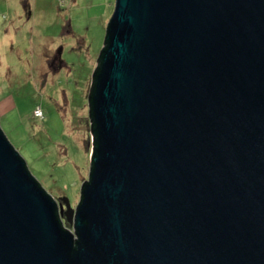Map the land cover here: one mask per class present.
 <instances>
[{"label":"water","instance_id":"95a60500","mask_svg":"<svg viewBox=\"0 0 264 264\" xmlns=\"http://www.w3.org/2000/svg\"><path fill=\"white\" fill-rule=\"evenodd\" d=\"M92 84L74 209L0 128V264H264V0H115Z\"/></svg>","mask_w":264,"mask_h":264},{"label":"rangeland","instance_id":"374dc122","mask_svg":"<svg viewBox=\"0 0 264 264\" xmlns=\"http://www.w3.org/2000/svg\"><path fill=\"white\" fill-rule=\"evenodd\" d=\"M114 4L0 0V128L41 187L72 208L88 178L89 93Z\"/></svg>","mask_w":264,"mask_h":264},{"label":"trees","instance_id":"16d2710c","mask_svg":"<svg viewBox=\"0 0 264 264\" xmlns=\"http://www.w3.org/2000/svg\"><path fill=\"white\" fill-rule=\"evenodd\" d=\"M104 49H105V47H104ZM93 91H94V86H93V84H91V89H90V93H89V134H88L89 137L86 140L88 156L91 154V148H92V145H95L96 136H97L96 135L95 124H94L93 118H92L91 101H90V98H91V96L93 94ZM90 160H91V158L89 156V164H90ZM88 180H89V169H88V178L83 183L84 184L87 183ZM53 198H55V197H53Z\"/></svg>","mask_w":264,"mask_h":264},{"label":"built area","instance_id":"2783aa9c","mask_svg":"<svg viewBox=\"0 0 264 264\" xmlns=\"http://www.w3.org/2000/svg\"><path fill=\"white\" fill-rule=\"evenodd\" d=\"M34 116L35 117H38V118H42L43 117V113H42V111H41V109H35L34 110ZM62 222H63V220H62ZM63 226H64V228H66L69 232H71L72 234H73V236H74V238H76V236H75V234H74V230H73V228H72V226H65V224H63Z\"/></svg>","mask_w":264,"mask_h":264},{"label":"flooded vegetation","instance_id":"af4514ba","mask_svg":"<svg viewBox=\"0 0 264 264\" xmlns=\"http://www.w3.org/2000/svg\"><path fill=\"white\" fill-rule=\"evenodd\" d=\"M76 207V206H75ZM75 207H73V209L75 208ZM63 217V216H62ZM65 217H63V219H64ZM68 226H70L69 224H68Z\"/></svg>","mask_w":264,"mask_h":264},{"label":"clouds","instance_id":"9594fccd","mask_svg":"<svg viewBox=\"0 0 264 264\" xmlns=\"http://www.w3.org/2000/svg\"><path fill=\"white\" fill-rule=\"evenodd\" d=\"M63 219V218H62Z\"/></svg>","mask_w":264,"mask_h":264}]
</instances>
